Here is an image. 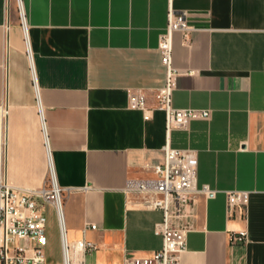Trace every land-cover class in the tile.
<instances>
[{
    "label": "crops",
    "instance_id": "0c3cea01",
    "mask_svg": "<svg viewBox=\"0 0 264 264\" xmlns=\"http://www.w3.org/2000/svg\"><path fill=\"white\" fill-rule=\"evenodd\" d=\"M0 0V182L37 189L50 162L64 194L70 241L98 246L84 264H125L163 245L161 210L126 192L163 160L165 113L147 105L165 81L159 53L170 0ZM197 27L174 33L179 70L173 104L211 108L210 119L174 129L171 145L197 150L194 228L180 264H264V0H173ZM47 133V141L46 134ZM249 193L248 208L227 213V191ZM54 207L47 205L48 208ZM87 224H96L97 229ZM246 243L233 245V231ZM60 231V230H59ZM61 241V236H60ZM46 254V249H45ZM57 264L62 262L61 255Z\"/></svg>",
    "mask_w": 264,
    "mask_h": 264
},
{
    "label": "built area",
    "instance_id": "2783aa9c",
    "mask_svg": "<svg viewBox=\"0 0 264 264\" xmlns=\"http://www.w3.org/2000/svg\"><path fill=\"white\" fill-rule=\"evenodd\" d=\"M21 24L27 27L22 0H17ZM170 0L168 24L161 34L159 53L165 68V81L157 88L154 108L147 105L146 95L137 91L131 95L132 107L150 112L154 109L165 113L166 143L163 160L149 166L152 177L133 178L128 181L126 192L138 206L149 210H161L163 220L156 223L155 232L162 236L163 245L151 257H126L125 264H180V256L187 249L189 232L194 228L195 204L199 194L214 196L217 190L209 185L198 186L199 158L197 150L179 149L171 145L174 129H188L194 119H210L211 108H180L173 104L176 78L180 73L174 66V33L181 32L185 42L197 30L190 20V12H176ZM46 141H47V133ZM50 162L48 178L37 189H19L7 181L0 182V264H53L48 262L45 249L48 243L46 213L47 205L54 206L59 223L62 262L57 264H84L83 253L98 246L85 238L70 241L64 213V194ZM227 213L235 214L239 209L248 208L249 193L227 191ZM97 229L96 224H87L89 229ZM249 239L246 229L233 231V245L246 243Z\"/></svg>",
    "mask_w": 264,
    "mask_h": 264
},
{
    "label": "rangeland",
    "instance_id": "374dc122",
    "mask_svg": "<svg viewBox=\"0 0 264 264\" xmlns=\"http://www.w3.org/2000/svg\"><path fill=\"white\" fill-rule=\"evenodd\" d=\"M52 206V205H51ZM47 238L46 254L49 261H57L61 255V241L58 217L55 208H48L47 212Z\"/></svg>",
    "mask_w": 264,
    "mask_h": 264
}]
</instances>
